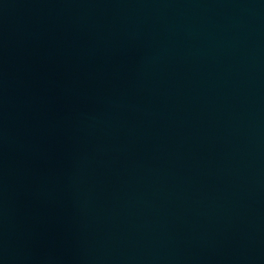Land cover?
<instances>
[{"label": "water", "instance_id": "95a60500", "mask_svg": "<svg viewBox=\"0 0 264 264\" xmlns=\"http://www.w3.org/2000/svg\"><path fill=\"white\" fill-rule=\"evenodd\" d=\"M0 264H264V0H0Z\"/></svg>", "mask_w": 264, "mask_h": 264}]
</instances>
